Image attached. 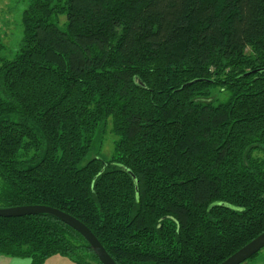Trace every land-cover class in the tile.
<instances>
[{
  "label": "trees",
  "instance_id": "1",
  "mask_svg": "<svg viewBox=\"0 0 264 264\" xmlns=\"http://www.w3.org/2000/svg\"><path fill=\"white\" fill-rule=\"evenodd\" d=\"M21 24L0 208L68 213L116 264H219L264 231V0H29ZM0 254L101 264L49 214L0 217Z\"/></svg>",
  "mask_w": 264,
  "mask_h": 264
},
{
  "label": "rangeland",
  "instance_id": "2",
  "mask_svg": "<svg viewBox=\"0 0 264 264\" xmlns=\"http://www.w3.org/2000/svg\"><path fill=\"white\" fill-rule=\"evenodd\" d=\"M29 0H0V39L4 44V49L0 51V58L10 59L19 49L22 42V24L21 16L27 7ZM66 18L59 16L58 26L61 30L65 29ZM222 98V95L219 96ZM111 121H108V129L111 127ZM114 135L107 131L100 139L97 137L95 145L87 158L98 155L100 158H109L113 154ZM100 142V148H99ZM28 262V258H26ZM88 259L90 261L91 257ZM241 264H264V248H262L254 257L247 259Z\"/></svg>",
  "mask_w": 264,
  "mask_h": 264
},
{
  "label": "water",
  "instance_id": "3",
  "mask_svg": "<svg viewBox=\"0 0 264 264\" xmlns=\"http://www.w3.org/2000/svg\"><path fill=\"white\" fill-rule=\"evenodd\" d=\"M126 170L131 174L130 170ZM37 214H49L55 216L60 221L77 231L89 244L90 248L97 256L101 264H116L115 261L110 257V255L106 252L99 240L91 232V230L78 219L74 218L68 213L44 205H25L0 208V217L4 218ZM262 248H264V231L219 264H241L257 252H259Z\"/></svg>",
  "mask_w": 264,
  "mask_h": 264
},
{
  "label": "crops",
  "instance_id": "4",
  "mask_svg": "<svg viewBox=\"0 0 264 264\" xmlns=\"http://www.w3.org/2000/svg\"><path fill=\"white\" fill-rule=\"evenodd\" d=\"M26 258L10 257L0 254V264H30V259L26 262ZM43 264H77L73 260L65 256L53 255L48 257Z\"/></svg>",
  "mask_w": 264,
  "mask_h": 264
}]
</instances>
